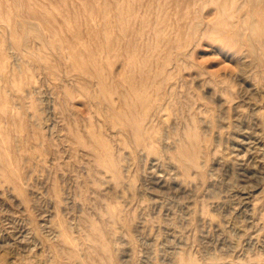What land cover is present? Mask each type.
I'll use <instances>...</instances> for the list:
<instances>
[{
    "label": "rangeland",
    "instance_id": "obj_1",
    "mask_svg": "<svg viewBox=\"0 0 264 264\" xmlns=\"http://www.w3.org/2000/svg\"><path fill=\"white\" fill-rule=\"evenodd\" d=\"M261 19L0 0V264H264Z\"/></svg>",
    "mask_w": 264,
    "mask_h": 264
},
{
    "label": "bare ground",
    "instance_id": "obj_2",
    "mask_svg": "<svg viewBox=\"0 0 264 264\" xmlns=\"http://www.w3.org/2000/svg\"><path fill=\"white\" fill-rule=\"evenodd\" d=\"M249 3H255L258 7H262L263 4H264V0H247ZM263 20L264 19H261L259 20V22L257 23L256 27L254 28H250V30H258L259 34H260V42H259V47H262L264 48V27H259L260 23L263 24ZM243 34H240V36H242ZM124 100H126V98L124 97ZM132 101V100H131ZM133 106H135V104H133ZM110 110L114 111V108L112 106H110ZM117 116V115H116ZM118 119H120L122 121V125H124L125 127H130L132 128L133 130H135L134 132L136 133V136H139L141 137L142 134H144V127L142 125V122H144L142 119L141 120H136L135 117L133 118H130V117H127L126 120H123L122 117H120L119 115L117 116ZM145 119V118H144ZM126 121V122H125ZM146 133V132H145ZM138 138V137H137ZM197 139V138H196ZM141 141V140H140ZM142 142V141H141ZM143 143V142H142Z\"/></svg>",
    "mask_w": 264,
    "mask_h": 264
}]
</instances>
